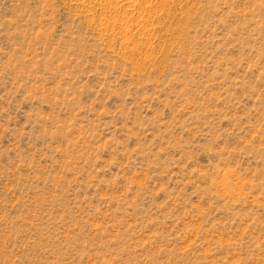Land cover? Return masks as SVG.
<instances>
[{
    "label": "rangeland",
    "instance_id": "obj_1",
    "mask_svg": "<svg viewBox=\"0 0 264 264\" xmlns=\"http://www.w3.org/2000/svg\"><path fill=\"white\" fill-rule=\"evenodd\" d=\"M135 3L0 0V264H264V0Z\"/></svg>",
    "mask_w": 264,
    "mask_h": 264
},
{
    "label": "bare ground",
    "instance_id": "obj_2",
    "mask_svg": "<svg viewBox=\"0 0 264 264\" xmlns=\"http://www.w3.org/2000/svg\"><path fill=\"white\" fill-rule=\"evenodd\" d=\"M67 3H68V6L70 7V8H72L73 10H75L74 12H80V14H82L83 15V17L85 18V19H90V22L91 21H95L94 19L97 17V16H100L101 18H100V20L99 21H101V22H99V24H96V21H98V20H96L95 21V25L94 26H106V30L108 29V27H113V29L115 28V26L116 25H118L119 23L121 24V27L119 28V30H121V28L122 29H125V30H129V28H131V26L133 25L132 23V25L130 26V23H129V18L128 17H130L129 15L131 14H134L135 12H134V10H130L129 11V9H131L133 6H134V4L133 3H135V1H140V0H65ZM164 1V0H163ZM140 3V2H139ZM136 5H137V2L135 3V6L134 7H136ZM153 7V6H152ZM147 8V7H146ZM158 8V7H157ZM123 9H126V10H124L126 13H124V14H128L127 15V17H126V15L124 16L123 15V13H121L122 12V10ZM151 9V8H150ZM154 9V8H153ZM139 10V9H138ZM157 10V9H156ZM123 11V12H124ZM137 11V10H136ZM140 11V10H139ZM142 13H143V10L141 11ZM137 13V12H136ZM135 13V14H136ZM147 13V12H146ZM155 14V13H154ZM77 15H79V14H77ZM121 15H123L124 17H126V18H124L123 16V18H124V20H122V17H121ZM81 16V15H80ZM142 18H144V15L143 14H141L140 15ZM140 16H138L139 18H140ZM77 17H79V16H77ZM99 18V17H98ZM149 18V17H148ZM156 18V17H155ZM134 20V19H133ZM142 20V19H141ZM148 20V19H147ZM146 22V21H145ZM150 22V21H149ZM160 23V22H159ZM145 24V23H144ZM119 26V25H118ZM117 26V27H118ZM139 26V25H138ZM137 26V27H138ZM139 27H141V25L139 26ZM146 27V26H145ZM145 27H142V28H145ZM148 27V26H147ZM96 28V31H97V27H95ZM102 29H104V28H101L99 31H101ZM111 30V29H110ZM115 30H117V29H115ZM144 30V29H143ZM148 30V29H147ZM113 31V30H112ZM112 31H111V33H112ZM123 31V30H122ZM135 31V30H134ZM128 31H125V33H127ZM130 32V31H129ZM128 32V33H129ZM132 32V31H131ZM105 33H107V32H105ZM118 33V32H117ZM99 34H100V32H99ZM98 34V35H99ZM103 34V33H102ZM102 34H100V36L102 35ZM113 34H114V32H113ZM115 34H116V32H115ZM134 34V33H133ZM140 34V33H139ZM108 35V34H107ZM109 35H110V33H109ZM130 35V34H129ZM145 36L147 35V34H144ZM103 36H105L106 37V34H103ZM103 36H101L102 38H103ZM115 36V35H114ZM113 36V37H114ZM140 36H142V35H140ZM140 36H139V38L138 39H140ZM100 37V39H102ZM108 37V36H107ZM123 38H124V36H122ZM112 38V37H111ZM116 38V37H115ZM126 38H128L127 36H126ZM125 38V39H126ZM134 38V37H133ZM103 39H106V38H103ZM102 39V40H103ZM110 39V38H109ZM113 39V38H112ZM124 39V40H125ZM130 39V38H129ZM130 40H132V39H130ZM142 40V39H141ZM109 41V40H108ZM115 41V40H114ZM113 41V42H114ZM133 41H135V40H133ZM136 41H138L137 39H136ZM124 42H126V40L124 41ZM115 43V42H114ZM123 43V42H122ZM129 43H132V42H129V40H128V45H129ZM140 43V42H139ZM142 43H143V41H142ZM125 44H127V42L125 43ZM125 44H124V46H125ZM132 46V45H131ZM127 47V46H126ZM225 178V179H224ZM224 180H223V186H224V188L225 189H227V190H232V188L234 187H232V182L230 181L231 179L229 178V177H225L224 176ZM229 178V179H228ZM221 182V181H220ZM221 187V186H220ZM222 190V189H221ZM223 191V190H222ZM233 191H234V189H233ZM232 192V191H231ZM230 192V193H231ZM235 192H236V190H235ZM235 192H233V193H235Z\"/></svg>",
    "mask_w": 264,
    "mask_h": 264
}]
</instances>
